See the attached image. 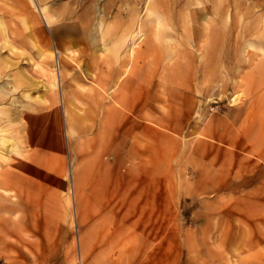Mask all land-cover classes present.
<instances>
[{
	"label": "rangeland",
	"instance_id": "rangeland-1",
	"mask_svg": "<svg viewBox=\"0 0 264 264\" xmlns=\"http://www.w3.org/2000/svg\"><path fill=\"white\" fill-rule=\"evenodd\" d=\"M139 71L141 81L151 75L159 101L179 98L180 87H190L184 93L197 99L196 118L222 119L235 106L242 117L248 95L264 85V0H0V155L49 159L50 151L36 150L38 130L31 134L30 118L42 117L52 127L58 117L64 151L55 159L70 162L68 190L73 170L77 179L88 171L95 177L101 168L84 167L88 139L102 119L114 118L108 112L129 90L123 86L140 79ZM171 137L157 139L158 145H173V163L165 168L160 160L152 173L171 175L172 208H157L156 239L142 245L141 264H264V214L258 211L264 206L243 195L236 200L221 195V209L201 215L195 170L202 168L188 169L190 151L180 149L186 137ZM225 161L224 171L231 164ZM165 186L158 182V204ZM237 186V195L244 194V184ZM10 197L15 206L18 200ZM51 201H36L37 206L30 201L31 207L12 211L0 203V256L5 241L16 240L15 229L32 222L31 210L39 211L33 218L45 225L71 228L77 243L84 223L73 201L66 215H41L50 211ZM58 230V237L69 238L68 231Z\"/></svg>",
	"mask_w": 264,
	"mask_h": 264
},
{
	"label": "crops",
	"instance_id": "crops-1",
	"mask_svg": "<svg viewBox=\"0 0 264 264\" xmlns=\"http://www.w3.org/2000/svg\"><path fill=\"white\" fill-rule=\"evenodd\" d=\"M138 74L140 79L137 78L132 87L123 86L124 91L126 87L129 90L117 100L118 106L112 105L113 113H106L114 114V118L102 119L88 139L90 151L86 153L84 167L101 168L95 177L88 171L84 179H77L73 170V182L68 190L70 162L55 159L64 151L58 117L52 127L42 117L32 115L30 118L31 134L38 130L36 150L39 152L43 147L50 151L49 159L27 161L0 155V203L3 202L5 208L26 209L25 206L31 207L30 201L37 206L36 201L47 199L52 200L53 205H49V212L42 211L41 215L50 216L64 214L73 201L76 215L81 216L84 223L79 227L76 243L69 233L71 228L56 227V223L45 225L33 218L39 211L31 210L32 222L21 223L15 229L16 240L4 243V254L0 258L5 264H73L76 259L83 264H141L142 245L151 238L156 239L157 208H172L171 175H163V179L152 173L154 168L161 167L156 162L161 160L166 168L174 161L173 145L163 142L158 145V135L170 139L179 134L186 137L180 149L181 153L190 151L185 160L187 168H202V171L195 170L196 183L202 185L196 209L201 215L206 214V210L220 208L221 195L235 200L243 195L249 201H257L258 206H264V85L258 87L262 90L248 95V112L242 117L240 107L235 106L233 115L229 111L222 119L204 121L196 118L197 99L184 93L192 90L190 87H180L179 98L163 102L152 94L157 84L153 85L151 75L141 81V71ZM67 113L71 115V110L67 109ZM42 120L43 124L37 126ZM194 137L198 138L197 143L189 145ZM220 159L224 160V165ZM189 160L198 165H192ZM225 160L231 162V170H223L222 167H228ZM239 162H244V166ZM112 168L115 169L113 175ZM240 168L246 169L238 175ZM158 182L166 185L160 204ZM226 183L228 187H222ZM237 184H244V194L237 195L241 191L236 192ZM10 195L18 200L15 206ZM258 211L264 214L263 210ZM163 215H167V211ZM141 223L143 227L138 226ZM58 228L68 231L69 238L58 237Z\"/></svg>",
	"mask_w": 264,
	"mask_h": 264
},
{
	"label": "bare ground",
	"instance_id": "bare-ground-1",
	"mask_svg": "<svg viewBox=\"0 0 264 264\" xmlns=\"http://www.w3.org/2000/svg\"><path fill=\"white\" fill-rule=\"evenodd\" d=\"M100 1V0H99ZM173 4V3H172ZM105 13L108 15L109 13H110V11L108 10V9H106V11H105ZM121 16V15H120ZM102 20H104V17H103V19ZM105 21V20H104ZM106 22H107V20H106ZM104 23V22H103ZM102 23V24H103ZM101 24V23H100ZM115 37V36H114ZM129 44V43H128ZM135 42H131V55L132 54H134L135 53ZM128 46V45H127ZM234 96H230V99L232 100V101H234ZM1 142V141H0ZM2 143V142H1ZM38 155V154H37ZM44 157V156H43Z\"/></svg>",
	"mask_w": 264,
	"mask_h": 264
},
{
	"label": "built area",
	"instance_id": "built-area-1",
	"mask_svg": "<svg viewBox=\"0 0 264 264\" xmlns=\"http://www.w3.org/2000/svg\"><path fill=\"white\" fill-rule=\"evenodd\" d=\"M216 106L212 107L213 110H215ZM0 264H5L4 260L0 258Z\"/></svg>",
	"mask_w": 264,
	"mask_h": 264
}]
</instances>
